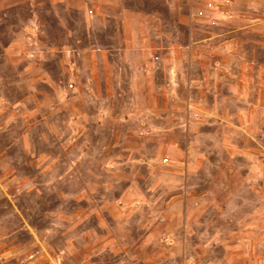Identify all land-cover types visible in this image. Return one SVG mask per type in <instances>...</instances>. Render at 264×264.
Returning <instances> with one entry per match:
<instances>
[{"label": "rangeland", "instance_id": "rangeland-1", "mask_svg": "<svg viewBox=\"0 0 264 264\" xmlns=\"http://www.w3.org/2000/svg\"><path fill=\"white\" fill-rule=\"evenodd\" d=\"M28 13L0 0V264H85L82 230L97 219L106 230L100 236L115 240L129 237L128 225L145 237L151 220L156 237L167 241L164 230L181 237L184 190L194 194L186 216L197 226L188 237L205 261L211 234L244 231V240L229 245V259L219 246L216 257L221 264H264V102L257 101L255 70L243 105L248 117L171 116L182 78L172 66L158 69L161 86L170 79L171 97L154 101L165 112L145 118L148 102L123 98L132 73L128 67L119 77L123 55L109 46L101 57L104 45L133 47L131 21L111 43L94 34L83 40L80 29L76 37L57 35L49 24L42 35L40 24L24 20ZM7 26L23 34L13 37ZM249 39L248 60L264 64V48L257 47L264 36ZM9 45L14 49L5 51ZM162 56L152 54L158 63ZM117 92L122 100L113 101ZM96 131L106 149L95 147L102 143L94 144ZM119 247L98 264H125ZM191 253L186 264H195ZM171 257L168 264H179L175 250Z\"/></svg>", "mask_w": 264, "mask_h": 264}, {"label": "crops", "instance_id": "crops-1", "mask_svg": "<svg viewBox=\"0 0 264 264\" xmlns=\"http://www.w3.org/2000/svg\"><path fill=\"white\" fill-rule=\"evenodd\" d=\"M2 4L8 5L10 10L27 9L29 13L24 20L28 25L33 22L40 24L42 35L49 30L46 28L49 24L57 35L76 37L80 29L83 40L84 37L88 39L94 34L102 35L105 42L113 43L116 38L125 36L124 21H131L130 34L137 38L133 47L125 45L118 49L120 42L116 45H104L101 48V57L110 53L109 46L116 53L123 55L119 60V64H123V68L119 67V77L124 75L128 67L132 72L127 84L129 96L125 95L123 98L148 102L147 105L144 104L147 113L142 114L145 118L161 116L163 111L165 112L162 107L155 109L154 101H162L167 95L171 97L168 89L170 79L161 86L158 69L169 71L172 66L182 70V75L179 74L182 78L179 77L175 96L179 102L172 110L173 117L208 113L213 116L248 117L249 106L244 108L243 105L249 100L250 74L254 70L257 74V85H261V89L258 87L257 101L264 102V64H255L248 60L250 36H264V0H231L229 5H224L220 0H2ZM91 7L92 15L88 13ZM249 8L257 9L258 12H252ZM211 19L217 20L216 24L211 25ZM6 29L13 37L23 34V29L14 30L13 26H7ZM257 47L264 48V45L260 46L258 42ZM13 49V46L9 45L5 51L10 52ZM156 52L163 55L161 63L152 58V54ZM175 54H181V59H178L180 55L177 58ZM111 68H114L113 62ZM121 98L122 94L119 92L113 95V101L122 100ZM207 100L212 102L210 107L206 104ZM229 101L235 103L234 107L225 106L224 103ZM238 103H241L242 107ZM168 113L170 116L169 111ZM117 116L121 117L120 112H115L114 118ZM96 133L94 144L103 140H100L99 131ZM115 144L114 141L112 146L115 147ZM89 145L91 146L90 142ZM93 146L95 145L92 144ZM95 147L106 149V144L98 142ZM189 191L184 190L178 194V198L184 199L182 215L177 217L178 227L183 230L181 237L172 238L166 230L162 233L167 235V241L156 237L151 220L145 237L138 238L133 226L128 225L127 229L132 231L129 237L115 240L106 235L100 236L101 232L105 234L106 230L102 221L97 219L94 227L89 225L82 230V260L85 264L86 259L91 263L94 255L97 263L92 264L108 260L112 254L106 255L105 251L115 255L112 245L123 247V250H119H122L120 256L125 264H168L172 259L173 250L177 253L179 264H186L191 252L195 264H221L214 253V248L218 246L225 252V260L229 259V245L244 240L241 235L245 232H228L223 236L218 232L211 234V246L207 247L208 261H205L200 256V251L193 247L199 244H192L188 237L190 230L197 227L196 223L190 222L186 216L189 198L194 195ZM196 211L197 209H193L194 213ZM166 213L164 215H168ZM175 220L173 217L169 224ZM246 224H241L240 229ZM169 242H173L177 247H168ZM126 246H129V250Z\"/></svg>", "mask_w": 264, "mask_h": 264}, {"label": "built area", "instance_id": "built-area-1", "mask_svg": "<svg viewBox=\"0 0 264 264\" xmlns=\"http://www.w3.org/2000/svg\"><path fill=\"white\" fill-rule=\"evenodd\" d=\"M224 5H229L231 0H220Z\"/></svg>", "mask_w": 264, "mask_h": 264}]
</instances>
